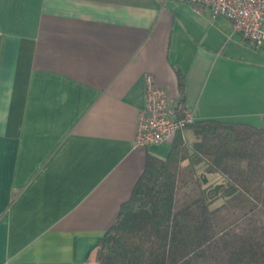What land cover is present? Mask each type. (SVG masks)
<instances>
[{"label": "crops", "instance_id": "obj_1", "mask_svg": "<svg viewBox=\"0 0 264 264\" xmlns=\"http://www.w3.org/2000/svg\"><path fill=\"white\" fill-rule=\"evenodd\" d=\"M0 264H97L148 155L145 76L195 120L264 128V46L183 0H0Z\"/></svg>", "mask_w": 264, "mask_h": 264}, {"label": "trees", "instance_id": "obj_2", "mask_svg": "<svg viewBox=\"0 0 264 264\" xmlns=\"http://www.w3.org/2000/svg\"><path fill=\"white\" fill-rule=\"evenodd\" d=\"M203 176L218 177L217 195V183L204 184ZM95 260L264 264V128L203 119L178 131L167 158L147 156L129 200L95 246Z\"/></svg>", "mask_w": 264, "mask_h": 264}, {"label": "built area", "instance_id": "obj_3", "mask_svg": "<svg viewBox=\"0 0 264 264\" xmlns=\"http://www.w3.org/2000/svg\"><path fill=\"white\" fill-rule=\"evenodd\" d=\"M197 13L225 18L232 31L252 47L264 46V0H183ZM1 35V32H0ZM195 118L167 92L157 88L151 76H145V108L139 114L134 147L146 148L170 140Z\"/></svg>", "mask_w": 264, "mask_h": 264}, {"label": "rangeland", "instance_id": "obj_4", "mask_svg": "<svg viewBox=\"0 0 264 264\" xmlns=\"http://www.w3.org/2000/svg\"><path fill=\"white\" fill-rule=\"evenodd\" d=\"M184 136L187 138V139H192V134L190 133V132H186V133H184ZM203 178V180H204V178H206L207 179V182H206V184H209V185H214V184H216L218 181H219V179H218V177L217 176H203L202 177ZM219 183H217V185H218ZM219 202H217V204H218Z\"/></svg>", "mask_w": 264, "mask_h": 264}, {"label": "water", "instance_id": "obj_5", "mask_svg": "<svg viewBox=\"0 0 264 264\" xmlns=\"http://www.w3.org/2000/svg\"><path fill=\"white\" fill-rule=\"evenodd\" d=\"M206 182H207V179L206 178H204V180H203V183L204 184H206ZM222 187V185L221 184H218V185H216L215 187H214V193H215V195H217L218 194V191H219V189Z\"/></svg>", "mask_w": 264, "mask_h": 264}]
</instances>
